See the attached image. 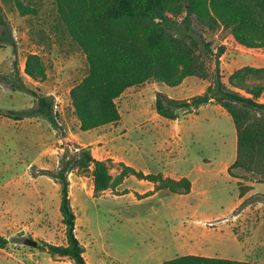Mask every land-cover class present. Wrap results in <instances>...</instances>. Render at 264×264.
<instances>
[{
    "label": "rangeland",
    "instance_id": "1",
    "mask_svg": "<svg viewBox=\"0 0 264 264\" xmlns=\"http://www.w3.org/2000/svg\"><path fill=\"white\" fill-rule=\"evenodd\" d=\"M16 2L32 12L21 16ZM0 15V36L12 43L0 41V236L7 240L0 264H73L67 258L53 259L43 244L66 245L60 184L45 171L55 172L65 150L73 152L76 146L89 149L97 159L191 182L186 196L160 191L144 198L153 185L128 177L116 192L95 198L91 177L70 173L75 236L87 264H163L187 254L264 264V181L227 174L236 158L231 118L214 103L181 113L177 120L154 111L157 93L183 100L204 91L210 79L194 77L184 84L190 88L186 94L154 81L128 88L116 101L117 123L83 132L69 92L87 74V63L54 0H0ZM191 28L210 43L213 53L224 49L219 71L225 84L236 68H264V49L241 47L227 30L194 18ZM29 54L41 57L43 82L24 74ZM209 66L213 69L214 64ZM21 84L26 90L18 89ZM34 96L53 98L56 127L40 117H7L35 108ZM260 98L264 103V95ZM26 239L36 241L37 247L25 245Z\"/></svg>",
    "mask_w": 264,
    "mask_h": 264
},
{
    "label": "trees",
    "instance_id": "2",
    "mask_svg": "<svg viewBox=\"0 0 264 264\" xmlns=\"http://www.w3.org/2000/svg\"><path fill=\"white\" fill-rule=\"evenodd\" d=\"M58 16L77 44L87 63V74L69 92L79 129L83 132L117 123L120 113L116 101L131 87L154 81L166 87L179 86L188 77L210 84L200 95L177 100L157 93L155 113L166 120H177L211 103L231 118L236 134V158L227 168L233 179L258 176L264 181V68L243 66L222 82L219 48L213 53L209 42L191 28L192 18L209 27L227 30L236 44L246 49L264 48V0H54ZM21 16L32 10L16 2ZM178 18H181L178 20ZM0 25L4 27L0 15ZM0 41L12 45L5 36ZM214 64L213 69L209 63ZM18 73L16 63H13ZM24 74L34 82L46 79V70L37 54L27 55ZM20 90H26L22 84ZM35 108L8 118L15 121L40 117L56 127L53 98L34 96ZM118 171L116 174L112 170ZM76 171L92 179L93 196L116 192L123 181L134 177L153 185L141 197L166 191L185 196L191 191L188 178L172 179L161 174L137 171L123 162L95 159L87 148L65 150L55 172L46 175L60 184L59 213L65 229L66 245L43 244L53 258H67L73 264H87L84 247L75 236V214L71 207L68 175ZM7 240L0 236V249ZM163 264H251L243 261L184 255Z\"/></svg>",
    "mask_w": 264,
    "mask_h": 264
},
{
    "label": "crops",
    "instance_id": "3",
    "mask_svg": "<svg viewBox=\"0 0 264 264\" xmlns=\"http://www.w3.org/2000/svg\"><path fill=\"white\" fill-rule=\"evenodd\" d=\"M264 48H262V49H257V50H263ZM236 69H238V68H236ZM235 69V70H236ZM234 71V70H233ZM232 73V72H231ZM194 77H188V78H186V79H184L183 80V82L179 85V86H177V87H174V88H171L173 91H180V93L181 94H186V93H188L189 91H190V88H187V87H185L184 88V84H190L191 82H192V79H193ZM189 81V82H188ZM183 87V88H182ZM171 90V91H172ZM201 93H203V90H201L200 92H199V94H197V95H200ZM196 95V96H197ZM263 95H264V93H263ZM169 97V96H168ZM191 97H194V96H190V98ZM169 98H171V97H169ZM173 99V98H172ZM186 99H189V97L188 98H186ZM177 100H179V99H177ZM258 101L259 102H261V98H259L258 99ZM210 105V104H209ZM209 105H207V106H205V107H202L199 111H202V110H204V109H206V107H208ZM88 132V131H87ZM94 157V156H93ZM95 158V157H94ZM95 159H97V158H95ZM98 160H105V159H98ZM134 168V167H133ZM135 169V168H134ZM137 170V169H136ZM137 171H141V172H143L142 170H137ZM144 173V172H143ZM144 174H147V173H144ZM153 188V187H152ZM152 190V189H151ZM150 191V190H149ZM186 196V195H185ZM5 215H8L7 213L5 214ZM14 216H17L16 214L14 215ZM8 221H10V220H7V223H8ZM84 254V253H83ZM187 255H196V254H187ZM196 256H199V255H196ZM84 258V257H83ZM227 259V258H226ZM230 260H232V259H230ZM234 261H239V260H234Z\"/></svg>",
    "mask_w": 264,
    "mask_h": 264
},
{
    "label": "water",
    "instance_id": "4",
    "mask_svg": "<svg viewBox=\"0 0 264 264\" xmlns=\"http://www.w3.org/2000/svg\"><path fill=\"white\" fill-rule=\"evenodd\" d=\"M25 245L32 247V248H36L37 247V242L31 239H26L24 242Z\"/></svg>",
    "mask_w": 264,
    "mask_h": 264
}]
</instances>
